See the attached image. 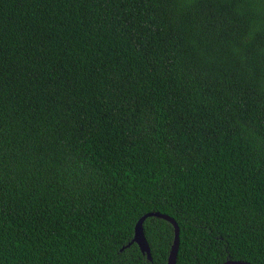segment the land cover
Instances as JSON below:
<instances>
[{"label":"trees","instance_id":"1","mask_svg":"<svg viewBox=\"0 0 264 264\" xmlns=\"http://www.w3.org/2000/svg\"><path fill=\"white\" fill-rule=\"evenodd\" d=\"M150 211L264 264V0H0V264H167Z\"/></svg>","mask_w":264,"mask_h":264},{"label":"water","instance_id":"2","mask_svg":"<svg viewBox=\"0 0 264 264\" xmlns=\"http://www.w3.org/2000/svg\"><path fill=\"white\" fill-rule=\"evenodd\" d=\"M149 216L160 217V218L168 220L170 223H172V225L174 227V239H173V243L171 245V249L169 252L167 264H176L178 250H179V246H180V227H179L178 223L175 221V219L166 213H162L160 211H150V212L143 214L137 220V222L135 224V228H134V236H133L132 240L127 244V246L132 244V243H137L141 252L143 254H146L147 258L149 260H152L150 245H149V242L145 236L144 225H143L144 221ZM124 248L125 247H123L122 250ZM220 264H253V263L246 261V260H241V259H237V260L236 259H227Z\"/></svg>","mask_w":264,"mask_h":264}]
</instances>
